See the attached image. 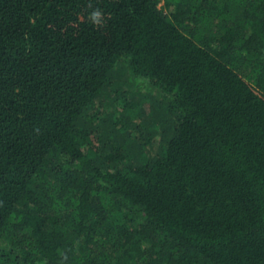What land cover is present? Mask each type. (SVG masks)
Listing matches in <instances>:
<instances>
[{
    "label": "trees",
    "instance_id": "16d2710c",
    "mask_svg": "<svg viewBox=\"0 0 264 264\" xmlns=\"http://www.w3.org/2000/svg\"><path fill=\"white\" fill-rule=\"evenodd\" d=\"M0 264H264V0H0Z\"/></svg>",
    "mask_w": 264,
    "mask_h": 264
},
{
    "label": "clouds",
    "instance_id": "9594fccd",
    "mask_svg": "<svg viewBox=\"0 0 264 264\" xmlns=\"http://www.w3.org/2000/svg\"><path fill=\"white\" fill-rule=\"evenodd\" d=\"M101 13L99 12V10H96V11H93L91 14H90V18L92 21L94 22H99V17H100Z\"/></svg>",
    "mask_w": 264,
    "mask_h": 264
},
{
    "label": "rangeland",
    "instance_id": "374dc122",
    "mask_svg": "<svg viewBox=\"0 0 264 264\" xmlns=\"http://www.w3.org/2000/svg\"><path fill=\"white\" fill-rule=\"evenodd\" d=\"M142 82V81H141ZM141 83H139V85H140Z\"/></svg>",
    "mask_w": 264,
    "mask_h": 264
}]
</instances>
